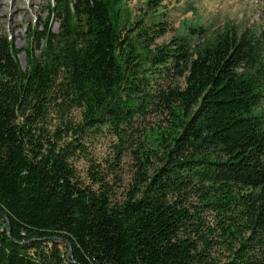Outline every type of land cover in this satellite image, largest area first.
Here are the masks:
<instances>
[{
    "label": "trees",
    "instance_id": "16d2710c",
    "mask_svg": "<svg viewBox=\"0 0 264 264\" xmlns=\"http://www.w3.org/2000/svg\"><path fill=\"white\" fill-rule=\"evenodd\" d=\"M122 3L51 0L59 28L35 21L24 68L0 35V264H264V35L190 25L150 48L163 22L124 38ZM166 69L182 86L154 87ZM104 132L115 157L86 183L70 161Z\"/></svg>",
    "mask_w": 264,
    "mask_h": 264
},
{
    "label": "rangeland",
    "instance_id": "374dc122",
    "mask_svg": "<svg viewBox=\"0 0 264 264\" xmlns=\"http://www.w3.org/2000/svg\"><path fill=\"white\" fill-rule=\"evenodd\" d=\"M51 0H38L29 9L26 16L17 15L16 23L11 24L9 12L3 13L0 17V35L11 38L18 53L20 66L24 68L27 64V54L38 52L35 44H30L31 35L38 30L57 31L59 21L52 15ZM123 0L122 9L119 12V27L122 37H129L133 40H140L137 36L139 28L143 24H148L147 16H154L156 20L163 22L162 27L165 33L156 37L150 48L169 43L176 36H188L190 25L195 27L202 26L205 31L204 40H212L216 34L232 27L238 32L247 30L260 35H264V0ZM6 14V15H5ZM3 24V25H2ZM159 28V27H155ZM202 36V35H201ZM199 35L195 40L199 39ZM199 41V40H198ZM202 41V39H200ZM196 42V41H195ZM145 42H140L139 49ZM28 48V51L25 49ZM153 84L156 89L167 90L175 85L182 86L183 78L174 69H166L161 75L153 76ZM74 116L79 115V111L73 112ZM165 117L163 112L151 109L145 117L138 118L135 123V136L142 139L143 132L152 127L158 126ZM139 138V137H138ZM85 151L77 153L71 159L78 176L84 182H88L87 171L90 163L99 168H105L113 161L114 146L116 139L107 132L83 140ZM130 151H125L116 166L115 172L110 174V182L114 184L115 198L122 199L129 188L132 174L135 170ZM115 174L119 181L115 184Z\"/></svg>",
    "mask_w": 264,
    "mask_h": 264
},
{
    "label": "bare ground",
    "instance_id": "6f19581e",
    "mask_svg": "<svg viewBox=\"0 0 264 264\" xmlns=\"http://www.w3.org/2000/svg\"><path fill=\"white\" fill-rule=\"evenodd\" d=\"M37 1L38 0H0V17L4 15L3 13L9 12L10 23L14 24L16 23L15 20L17 19V15L19 16L22 14L26 16L29 9L33 11L32 6H34Z\"/></svg>",
    "mask_w": 264,
    "mask_h": 264
}]
</instances>
